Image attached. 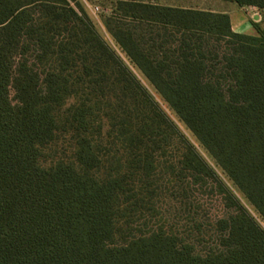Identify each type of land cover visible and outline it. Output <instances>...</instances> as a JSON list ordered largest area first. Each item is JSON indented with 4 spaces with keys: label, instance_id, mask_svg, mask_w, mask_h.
Wrapping results in <instances>:
<instances>
[{
    "label": "trees",
    "instance_id": "16d2710c",
    "mask_svg": "<svg viewBox=\"0 0 264 264\" xmlns=\"http://www.w3.org/2000/svg\"><path fill=\"white\" fill-rule=\"evenodd\" d=\"M105 26L264 221V33L146 0ZM0 264H264L262 224L77 0H0Z\"/></svg>",
    "mask_w": 264,
    "mask_h": 264
},
{
    "label": "rangeland",
    "instance_id": "374dc122",
    "mask_svg": "<svg viewBox=\"0 0 264 264\" xmlns=\"http://www.w3.org/2000/svg\"><path fill=\"white\" fill-rule=\"evenodd\" d=\"M150 3H155L163 6H171L186 9L195 10H211L221 8L220 6H228L229 4L224 0H146ZM80 3L89 17L95 24L96 29L100 35L104 38L107 44L117 53V55L123 60L130 71L136 76L140 83L147 89V91L153 96L161 109L165 114L177 125V127L182 131L184 135L191 141V143L196 147L200 155L207 161V163L212 166L220 176L225 180V182L230 186V188L236 193L244 205L250 210V212L258 219V221L264 227V221L255 212L254 208L247 202L244 196L236 189V187L229 181V179L224 175L222 170L216 165L214 160L210 157L207 151L199 144L194 135L188 130L184 123L179 119V117L174 113V111L169 107V105L161 98V96L156 92L154 87L146 79V77L136 68L126 54L117 45L114 38L107 31L105 23L108 17L112 15L115 10L116 0H77ZM244 13L250 21L254 36H258V30L264 33V10L256 7L247 8ZM256 16V17H255ZM255 17V18H254ZM257 26V28L255 27Z\"/></svg>",
    "mask_w": 264,
    "mask_h": 264
},
{
    "label": "crops",
    "instance_id": "0c3cea01",
    "mask_svg": "<svg viewBox=\"0 0 264 264\" xmlns=\"http://www.w3.org/2000/svg\"><path fill=\"white\" fill-rule=\"evenodd\" d=\"M227 3L229 4L228 6H220L221 8L206 11L228 14L230 16L232 29L234 32L254 36L252 25L244 13V11L249 7H239L232 2Z\"/></svg>",
    "mask_w": 264,
    "mask_h": 264
}]
</instances>
